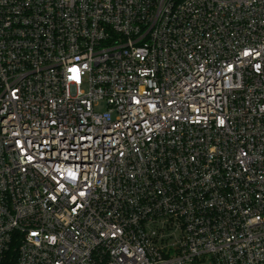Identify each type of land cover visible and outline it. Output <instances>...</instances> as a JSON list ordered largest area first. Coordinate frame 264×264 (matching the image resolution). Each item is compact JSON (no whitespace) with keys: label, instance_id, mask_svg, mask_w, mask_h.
I'll list each match as a JSON object with an SVG mask.
<instances>
[{"label":"built area","instance_id":"1","mask_svg":"<svg viewBox=\"0 0 264 264\" xmlns=\"http://www.w3.org/2000/svg\"><path fill=\"white\" fill-rule=\"evenodd\" d=\"M0 264H264V0H0Z\"/></svg>","mask_w":264,"mask_h":264},{"label":"snow or ice","instance_id":"2","mask_svg":"<svg viewBox=\"0 0 264 264\" xmlns=\"http://www.w3.org/2000/svg\"><path fill=\"white\" fill-rule=\"evenodd\" d=\"M74 71V70H73Z\"/></svg>","mask_w":264,"mask_h":264}]
</instances>
